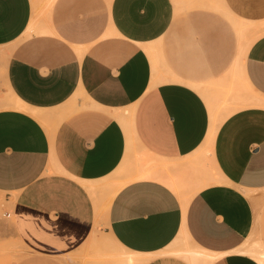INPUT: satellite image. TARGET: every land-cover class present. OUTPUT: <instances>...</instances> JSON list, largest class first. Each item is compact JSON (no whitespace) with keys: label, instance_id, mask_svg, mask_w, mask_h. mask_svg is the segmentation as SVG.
Segmentation results:
<instances>
[{"label":"crops","instance_id":"0c3cea01","mask_svg":"<svg viewBox=\"0 0 264 264\" xmlns=\"http://www.w3.org/2000/svg\"><path fill=\"white\" fill-rule=\"evenodd\" d=\"M175 4L0 0V235L25 264H258L264 33L243 55L235 35L264 0ZM235 72L260 98L219 113Z\"/></svg>","mask_w":264,"mask_h":264},{"label":"rangeland","instance_id":"374dc122","mask_svg":"<svg viewBox=\"0 0 264 264\" xmlns=\"http://www.w3.org/2000/svg\"><path fill=\"white\" fill-rule=\"evenodd\" d=\"M212 2L213 0H179V3H177V10L180 13H187L189 12L192 6L201 7L202 5H208ZM245 27L247 26L245 25ZM248 27L249 30L246 33H243L242 35L238 36L235 35L236 31L234 30V27L231 24L232 34L236 36L237 50L240 55H243L245 49H247L246 44L244 43V38L246 36H248L253 41L264 33V24L258 25L254 23H249ZM220 90L223 95L220 97L213 98L216 101V104H218L219 113L223 112V109L225 108L224 101L228 99L229 101H235L238 98L237 95L250 98L251 100L260 98L246 88L244 82L240 78V75L236 74V72L235 74H231L230 81L227 86L221 88ZM206 154L207 152L205 150L203 152H199L197 158L201 159H195L194 161L197 162L199 165L200 174L202 173L201 171L204 170V172L208 175L211 174L212 170L210 168V163ZM214 181L217 182L218 180L214 179ZM177 191H179V189H177ZM251 194L254 208V226L246 242V248L249 247L247 248L249 250L250 248H252V246H256L260 243L261 245H259L264 249V189L253 192ZM4 221L6 222V226H4V228L6 229V235L5 237H2V235H0V264H18L19 262L21 263V261H24L27 252L24 247L20 244V242L13 236L12 228L9 221ZM252 258L255 259L254 257ZM22 263L25 264V261Z\"/></svg>","mask_w":264,"mask_h":264},{"label":"bare ground","instance_id":"6f19581e","mask_svg":"<svg viewBox=\"0 0 264 264\" xmlns=\"http://www.w3.org/2000/svg\"><path fill=\"white\" fill-rule=\"evenodd\" d=\"M174 2H176V4H175V6H177V3H178V1H176V0H174ZM262 104H264V102H262ZM216 130H217V126H212L211 128H210V130H209V133H208V136H207V138H206V143H205V151L207 152V151H209V149H210V147L212 146V143H213V137H214V134H215V132H216ZM138 178H141V179H144V178H152V179H156V180H159V181H162V176L161 175H158L157 173H147V172H145V173H142L141 175H139L138 176ZM168 180V179H167ZM167 180H166V182H167ZM170 181V180H169ZM170 183V185H174L172 182H169ZM260 244V243H259ZM259 244H257L256 246H252V248H250L249 250L247 249V248H249V247H247L242 253L243 254H246V255H248V256H251V257H256L255 258V260H257V262L259 263V264H264V249L259 245ZM263 246V245H262ZM264 247V246H263ZM194 251V250H193ZM202 251V250H201ZM189 252V251H188ZM197 252V251H196ZM193 254H195V253H193V252H191V256L193 255ZM197 254V255H196ZM194 256L195 257H199L200 258V256H203V254H205V252L203 251L202 253H201V255H198V254H200V253H196ZM256 255V256H255ZM208 256H210L209 255V253L207 254H205V258H208ZM203 257V258H204ZM194 258V257H193Z\"/></svg>","mask_w":264,"mask_h":264}]
</instances>
